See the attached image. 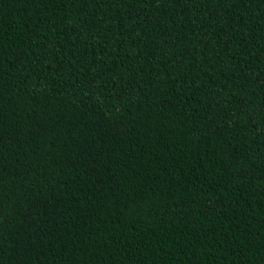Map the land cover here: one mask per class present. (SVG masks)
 Instances as JSON below:
<instances>
[{
  "label": "trees",
  "instance_id": "1",
  "mask_svg": "<svg viewBox=\"0 0 264 264\" xmlns=\"http://www.w3.org/2000/svg\"><path fill=\"white\" fill-rule=\"evenodd\" d=\"M0 264H264V0H0Z\"/></svg>",
  "mask_w": 264,
  "mask_h": 264
}]
</instances>
